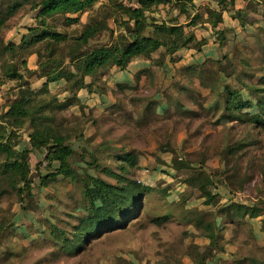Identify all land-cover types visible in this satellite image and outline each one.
I'll return each instance as SVG.
<instances>
[{
  "label": "rangeland",
  "instance_id": "obj_1",
  "mask_svg": "<svg viewBox=\"0 0 264 264\" xmlns=\"http://www.w3.org/2000/svg\"><path fill=\"white\" fill-rule=\"evenodd\" d=\"M120 1L128 6L127 0H100L81 16L79 24L65 25L61 16L48 22L56 30L76 36L90 17H97L101 7L111 10ZM260 6L262 12L258 14L244 13L243 25L226 17L230 26L222 23L219 29H225L223 34L203 23L188 28L206 44L200 49H183V60L176 65L167 57L162 65H157V60L147 63L137 59L129 71L134 84L127 82L130 77H118L121 71L117 68L102 72L105 76L93 84L92 92H79L82 106L71 107L62 114L67 128L77 127L78 134L83 133V138L69 141L75 151L71 165L80 175L92 174L115 184L103 169L121 172L115 159L117 153L129 151L138 156L139 167L129 168L128 176L155 189L146 196L141 218L126 230L93 241L76 256L59 254L50 240L49 229L54 225L71 233L76 217L84 214L82 184L60 176L43 186L42 177L54 170L45 162L47 151L37 150L29 156L34 198L22 206L12 191L0 197V225L8 226L0 235V264H232L244 257L262 258L264 216L247 217L241 225L228 223L223 229L226 252L205 259L190 255L205 251L209 243L190 219L200 215L205 222H212L221 207L232 203L264 209V127L227 118L230 116L225 111L228 85L242 88L245 99H257L255 92L243 87L257 82L264 74V0L256 5L257 11ZM170 9H155L147 14L148 21L161 23L170 19L176 13ZM122 19L125 17L108 20L115 36L123 31ZM37 25L34 13L26 9L9 22L0 38L18 42L29 27ZM107 33L103 32L92 45L107 42ZM36 63L37 56L29 57L31 68ZM147 67L153 72L136 79V74ZM188 67L194 69L186 70ZM65 83L62 80L51 86V92H59L61 100L70 95L64 91ZM15 85L0 84V115L7 111ZM41 85L39 81L33 87ZM245 112L260 115L256 109ZM21 135L16 148L30 149L26 130ZM235 147H240L236 154L231 150ZM93 155L103 169L89 166ZM2 160L0 157V163ZM200 172L211 175L215 182L211 191L218 196V202L214 205H207L198 188L186 183ZM0 189H4L1 183ZM28 206L32 209L27 211L24 207ZM169 214L168 222L152 224L154 216Z\"/></svg>",
  "mask_w": 264,
  "mask_h": 264
},
{
  "label": "trees",
  "instance_id": "obj_2",
  "mask_svg": "<svg viewBox=\"0 0 264 264\" xmlns=\"http://www.w3.org/2000/svg\"><path fill=\"white\" fill-rule=\"evenodd\" d=\"M127 1L128 6L120 1L111 10L101 7L102 11L100 8L96 18H89L79 35L71 36L56 30V26L50 25L48 19L61 16L65 25L79 24L81 16L94 8L100 0H0V35L9 22L26 9L34 13V19L38 23L37 26L29 27L18 42H5L0 38V84L16 83L11 89L14 97L9 100L7 111L0 115V157L3 158L0 163V183L4 185V189H0V197L12 191L19 196L22 206L25 204L23 202L34 198L29 156L41 149L47 151L45 162L54 170V173L42 177L43 186H48L60 176L71 183H81V208L84 214L76 217L71 233L54 225L49 229L50 240L59 254L76 256L87 245L104 235L126 230L142 217L146 196L155 192L154 188L128 176L129 168L139 167V159L134 152L115 155L120 163L119 173L110 168L103 169L96 155L91 158L89 166L96 170L103 169V173L114 179L115 184L92 174L80 175L72 167L71 159L75 151L69 141L73 137L83 138V133L78 134L77 127L67 128L62 114L71 107L82 106L79 92L85 89L92 92L93 84L99 81L100 76H105L102 72L114 68L127 71L130 64L138 58L151 63L157 60V65H162V60L167 57L176 65L181 58L180 50L200 49L206 44L205 39L199 41L188 28H196L203 23L204 26L209 24L213 30H217L224 22L225 14L243 25L246 23L245 11L258 14L262 12V6L257 11L256 5L263 2L210 0L217 4L216 10L211 3L197 6L195 0ZM238 1L245 3L243 9L236 7ZM161 7L167 11L173 8L176 13L164 22L150 23L147 14ZM202 7L205 8L204 12L201 11ZM117 16L125 19L120 21L123 31L115 36L108 20H115ZM224 31V28L219 29L222 34ZM103 32H108L109 40L93 46L92 41ZM34 55L37 56V63L35 68H31L29 57ZM189 69L194 68L188 67L186 70ZM262 71L264 72V67ZM146 72L149 70L140 71L135 78L140 79ZM88 79L91 82L88 83ZM62 80L66 82L64 91L70 95L61 100L59 92H51V86ZM39 81L42 85L33 87ZM243 88L255 92L257 99H245L242 88L226 86L225 111L230 116L227 118L264 127V74L257 82ZM251 109H256L260 115L245 112ZM22 130L28 133L30 149L16 148ZM239 149L240 147L231 148L234 154ZM186 183L198 188L207 205L218 202V196L211 191L215 184L211 175L200 172L187 179ZM24 209L28 211L32 208L28 206ZM170 216H154L151 222L160 226L168 222ZM262 216L264 209L232 203L221 207L212 222H205L200 215L190 219L209 240L205 251L190 255L205 259L226 252L227 241L223 229L227 228L228 223L241 225L247 217L257 219ZM218 219L222 221L221 224L217 222ZM6 230L8 226L0 225V235ZM194 249L199 251L200 247L194 246ZM204 252L210 254L205 256ZM232 264H264V255L262 258L244 257Z\"/></svg>",
  "mask_w": 264,
  "mask_h": 264
},
{
  "label": "crops",
  "instance_id": "obj_3",
  "mask_svg": "<svg viewBox=\"0 0 264 264\" xmlns=\"http://www.w3.org/2000/svg\"><path fill=\"white\" fill-rule=\"evenodd\" d=\"M198 1V0H197ZM196 0L194 1L195 2V5H197V6H201V5H203V4H208V3H211V5H212V8H214V9H216V10H218V6H217V4H215L214 2H212V1H210V0H200V2L198 3ZM237 8H240V9H243L244 7H245V3L244 2H242V1H238L237 2V6H236ZM245 12H248V11H245ZM251 14H253V13H251ZM226 17H229L227 14H225L224 15V17H223V19H224V21H225V25L224 26H230V24H228V22L226 21ZM230 20V19H229ZM235 23V21H232V24H234ZM206 26L207 27H209L210 25L209 24H206ZM193 29V28H192ZM210 29L211 30H213L212 28H211V26H210ZM219 29V28H218ZM198 37V36H197ZM183 52V50H180V52H179V55L181 56V54H183L182 53ZM139 59V58H138ZM139 60H141V59H139ZM137 61V59H135L131 64H130V66H129V68H128V70L127 71H121L120 73H118L117 74V76L119 77V76H121V77H124V76H126L125 78L126 79H128L129 77L131 78V79H128V81L127 82H132L131 84H134V77H133V74L131 73V72H129V71H132V70H130V68H131V66L132 65H134L135 64V62ZM142 62H147V61H144V60H142ZM170 62V61H169ZM148 63V62H147ZM166 63H167V61L165 62V64H164V66L166 65ZM172 64V63H171ZM173 65V64H172ZM167 67V66H166ZM167 69V68H166ZM143 70H149V72H146V73H150V72H153V71H151L152 69L150 68V67H147L146 69H143ZM120 77V78H121ZM116 82H118V81H116Z\"/></svg>",
  "mask_w": 264,
  "mask_h": 264
},
{
  "label": "built area",
  "instance_id": "obj_4",
  "mask_svg": "<svg viewBox=\"0 0 264 264\" xmlns=\"http://www.w3.org/2000/svg\"><path fill=\"white\" fill-rule=\"evenodd\" d=\"M134 5H136V4H134Z\"/></svg>",
  "mask_w": 264,
  "mask_h": 264
}]
</instances>
